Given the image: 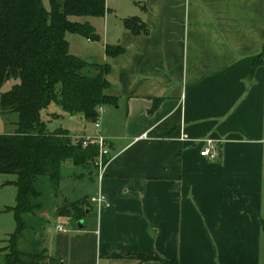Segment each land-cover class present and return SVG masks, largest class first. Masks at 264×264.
Here are the masks:
<instances>
[{
    "label": "crops",
    "instance_id": "crops-1",
    "mask_svg": "<svg viewBox=\"0 0 264 264\" xmlns=\"http://www.w3.org/2000/svg\"><path fill=\"white\" fill-rule=\"evenodd\" d=\"M137 3L133 16L147 30L133 33L124 19L106 25L102 59L88 61L112 68L106 94L117 104L103 106L93 132L109 138L112 158L96 193L65 198L81 202V219L54 208L69 226L55 227L44 250L61 264H165L139 254L264 264V61L254 67L264 52V0ZM107 45L126 53L108 56ZM178 108L180 135L151 137ZM207 138L217 140L216 160L200 155ZM100 192L107 205L99 211Z\"/></svg>",
    "mask_w": 264,
    "mask_h": 264
},
{
    "label": "trees",
    "instance_id": "trees-1",
    "mask_svg": "<svg viewBox=\"0 0 264 264\" xmlns=\"http://www.w3.org/2000/svg\"><path fill=\"white\" fill-rule=\"evenodd\" d=\"M107 12L106 0H0V89L11 78L19 82L1 94L0 107L4 113L16 112L19 120L15 130L0 133V173L17 174L15 214L17 228L9 234L7 245L0 248L4 261L0 264H61V260L47 253L24 252L18 242L26 229L25 214L37 217L43 211L39 198L43 190L40 179L47 177L59 187L62 168L68 159L76 166L94 163L99 154L96 145L83 147L73 141L67 129L50 131L42 120V111L58 103L71 113H81L90 121H97L98 108L116 105L117 98L107 95L110 86L107 75L112 68L108 63H89L70 52L67 33L90 37L95 32L89 22L70 19L71 16L103 17ZM133 33L147 30L138 16L123 20ZM108 56L126 53L121 45H107ZM263 54L254 67L262 65ZM93 68L94 75L86 74ZM162 99H155L156 109ZM182 109L178 108L156 126L149 135L154 138H173L180 135ZM72 216L81 219V202L73 204ZM71 210L67 211V215ZM143 261L159 260L178 264L158 255L139 254Z\"/></svg>",
    "mask_w": 264,
    "mask_h": 264
},
{
    "label": "rangeland",
    "instance_id": "rangeland-1",
    "mask_svg": "<svg viewBox=\"0 0 264 264\" xmlns=\"http://www.w3.org/2000/svg\"><path fill=\"white\" fill-rule=\"evenodd\" d=\"M107 6L111 11L106 12V16L92 17V16H71L70 19L79 22H89L95 30L97 36L101 35L100 39L85 37L78 33H67V39L70 42V50L73 54L79 56L85 61L99 62L104 53V38L106 25L120 23L121 19L129 18L134 15L135 7L139 0H106ZM48 7V6H47ZM122 24V23H121ZM96 71L93 68L86 69V74L94 75ZM19 80L11 78L5 82L0 89L1 94L10 90L12 86L18 83ZM123 114V113H122ZM121 114V115H122ZM123 119V116H119ZM19 115L16 112L4 113L0 107V133H9L15 130ZM42 120L46 123L50 131L58 128L67 129L70 132L73 141L77 142L80 136H93L95 131L96 122L101 125L103 123V114L100 115L97 121H90L86 119L81 113L74 115L65 111L58 103H52L50 106L42 111ZM121 127V126H120ZM86 134V135H85ZM78 136V137H77ZM78 143V142H77ZM73 161L68 159L62 168V187L59 193V188L54 186L47 177L40 179L38 186L43 190V196L39 201L43 204V211L37 214V217L32 214H25L26 229L18 242V247L24 252H38L44 250L46 244L50 241L54 229L57 224H65L68 228L67 222L54 213V208L59 206V213H75L74 203L68 202L75 200L80 195L89 193H96L99 189L98 175H94V168L91 165L78 166L74 171L78 174H83L81 182L75 178ZM72 170V171H71ZM85 177V178H84ZM91 178L95 179L92 182ZM18 179L17 174H4L0 173V248L7 245L9 234L14 232L17 228V221L15 214L10 208L16 205L17 188L14 184ZM67 185L68 189L64 194L63 186ZM82 186H90L91 192L88 189H81ZM68 198L69 200H65ZM67 214V213H66ZM4 261V252H0V263Z\"/></svg>",
    "mask_w": 264,
    "mask_h": 264
},
{
    "label": "built area",
    "instance_id": "built-area-1",
    "mask_svg": "<svg viewBox=\"0 0 264 264\" xmlns=\"http://www.w3.org/2000/svg\"><path fill=\"white\" fill-rule=\"evenodd\" d=\"M99 116L104 113V107L100 106L98 108ZM96 127H100V123L96 122ZM184 138V137H183ZM202 143V149L200 155L208 160H216L219 157V150L217 146V140L212 138H207L200 140ZM77 142L81 143L83 147H88L90 145H96L99 148V154L95 158L94 165L99 170V180L103 179L104 169L107 163L111 160L110 153V141L107 136L103 134H96L93 136H80L77 138ZM93 201L97 203L99 211L107 205L106 197L100 192L97 197L93 198ZM57 231H66L67 228L65 224H58L56 226Z\"/></svg>",
    "mask_w": 264,
    "mask_h": 264
},
{
    "label": "water",
    "instance_id": "water-1",
    "mask_svg": "<svg viewBox=\"0 0 264 264\" xmlns=\"http://www.w3.org/2000/svg\"><path fill=\"white\" fill-rule=\"evenodd\" d=\"M91 39H97L98 36L95 34V33H92L91 36H90Z\"/></svg>",
    "mask_w": 264,
    "mask_h": 264
}]
</instances>
